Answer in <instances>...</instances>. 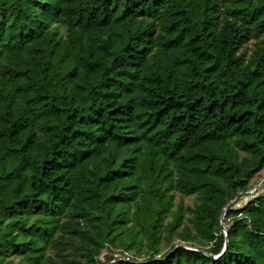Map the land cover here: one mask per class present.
<instances>
[{"label":"trees","instance_id":"16d2710c","mask_svg":"<svg viewBox=\"0 0 264 264\" xmlns=\"http://www.w3.org/2000/svg\"><path fill=\"white\" fill-rule=\"evenodd\" d=\"M263 170L264 0H0V264H264Z\"/></svg>","mask_w":264,"mask_h":264},{"label":"rangeland","instance_id":"374dc122","mask_svg":"<svg viewBox=\"0 0 264 264\" xmlns=\"http://www.w3.org/2000/svg\"><path fill=\"white\" fill-rule=\"evenodd\" d=\"M263 177H264V170L261 172V174L258 178L254 179L252 188L249 190V192H251V193L248 195H242L240 199H238L237 201H235V203H233L235 208H239L243 204H245L248 201V199L252 195H254L256 192H258V193L262 192L260 188L262 187L264 181L260 184V186H258V184L260 183V181ZM256 186H258V187L256 188ZM175 197H176V202L182 201L185 206H188V205L190 206L194 202V197H186V196H181L179 194H176ZM163 250H165V247ZM104 255H105V253H103L101 258H103Z\"/></svg>","mask_w":264,"mask_h":264},{"label":"water","instance_id":"95a60500","mask_svg":"<svg viewBox=\"0 0 264 264\" xmlns=\"http://www.w3.org/2000/svg\"><path fill=\"white\" fill-rule=\"evenodd\" d=\"M264 181V177L261 179V181H260V183L258 184V186H260V184L262 183ZM258 186H256V188L258 187ZM251 192H246V193H244L243 195H248V194H250ZM241 198V196H238V197H236L235 199H233V200H231L227 205H226V207L224 208V213H225V211L230 207V206H232L233 205V203H235V201H237L238 199H240ZM223 213V214H224ZM226 246H227V233L225 232V244H224V249L226 248ZM223 249V250H224Z\"/></svg>","mask_w":264,"mask_h":264}]
</instances>
